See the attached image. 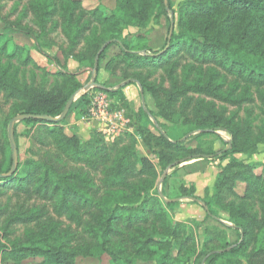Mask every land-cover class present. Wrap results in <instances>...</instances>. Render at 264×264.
Listing matches in <instances>:
<instances>
[{
    "label": "trees",
    "instance_id": "16d2710c",
    "mask_svg": "<svg viewBox=\"0 0 264 264\" xmlns=\"http://www.w3.org/2000/svg\"><path fill=\"white\" fill-rule=\"evenodd\" d=\"M2 1L0 0V4ZM72 3L80 4L77 0H72ZM50 13L42 12L43 15ZM169 13L174 16L176 14L173 0H168L167 4L166 0H116L114 9L99 4L91 12V16L103 26L107 47L100 55L97 71L106 59L108 50L117 45L122 52L118 65L162 69L173 66L170 69L172 75L180 66L178 58L181 59V54L186 53L196 62L223 69L244 83L264 86V0L183 1L178 10V31L174 30L170 46L162 54L157 52L150 55L147 50H141L123 39L124 27H147L152 18L159 19ZM76 30L71 38L75 45L84 38L85 28ZM67 31L71 34L70 29ZM4 44L1 51L5 53L10 50L11 58H20L23 64L31 62L29 51L11 41ZM105 44L97 46L91 58V67H94L97 55ZM55 62L58 64L57 61ZM63 77L64 81L51 91L40 86H23L11 78H1L0 96L21 102L22 110L17 115H47L56 118L62 114L69 100L77 95L78 99L73 103L67 117L74 113L76 119L81 120L88 112L89 92H83L84 85L76 73L66 71ZM214 80L215 75L208 86L185 83L179 85L180 82L175 81L174 91L168 93L163 89L146 85L139 79L129 80L128 84L139 83L145 96L164 93L168 108L174 111L179 102L182 106H191L194 98L189 96L190 93L226 100L218 94L217 87L214 88ZM118 84L104 85L109 89L105 92L111 97L122 96L124 99L123 90L117 88ZM146 108L147 111L141 108L140 115L134 122V128L142 138L149 134L158 146L168 151L159 164L161 169H166L170 165L175 166L177 162L188 157L215 158L220 154V151L213 147L207 149L208 151L202 150L201 147L195 150L187 149L186 142L181 141L182 137H172L165 124L158 120V115L156 116L149 109L147 103ZM152 116L156 118L168 139L158 133L160 131L152 125L150 121ZM67 117L60 123L37 119L21 122L26 126L38 127L42 137L41 145L55 148L57 156L65 157L67 162H59L54 158L27 159L23 162L19 156L20 162L16 173L10 178L0 179V195L12 192L18 198L26 196L28 200L38 198L49 201L55 204V211L59 216H67L80 225L83 223L84 214V217L89 218V222L85 228L87 236L78 238L81 244L80 252L99 258L105 256L109 258L108 264H139L140 262L264 264V214L261 217L254 214L250 204L251 200L258 201L264 207V168L261 173H255L252 167L231 157L217 178L216 199L223 203L225 198L222 197L224 195L222 191H224L227 196L234 197L239 203L230 209V221L240 233V242L237 246L227 251L228 247L232 246L227 240V233L219 227H206L202 250L196 253L195 260L193 262L191 258L180 260L174 255V251L178 252L177 256L181 254L185 256L190 253L193 246H197L198 243L201 245L198 235L194 233L201 224L192 221L191 223L196 225V228H192L188 222L175 221L167 208L174 212L176 202H163L157 192L153 194L146 191L142 194V189L133 183L143 176L151 178L158 176V167L147 157H140L137 153L133 142L134 136L129 133L111 144L105 143L99 136H95L94 140L83 142L76 133H67ZM150 124L155 128V132L158 131V135L151 132ZM196 130L201 131L200 136L214 133L211 131L214 128L209 132L197 127L186 131L184 136ZM16 132L17 125L15 139ZM232 136L234 141L237 140L235 134ZM260 139L264 140V133L260 135ZM16 143L19 150L17 139ZM184 151L192 153L174 159L176 153L182 155ZM237 151L239 152L234 146L221 157L233 155ZM5 155L8 163L5 170H0V174H5L11 169V145ZM70 163L76 166L71 168ZM90 170L97 175L95 179ZM96 181L98 185L95 184ZM240 185H243L241 193L238 192ZM181 191L182 194L174 197L165 192L163 194L168 200L198 198L194 189ZM205 204L210 212L207 218H210L211 214H214L213 206L210 202ZM153 215L161 223L160 231L148 230ZM39 220L40 216L37 213L11 215L7 208L0 206V226H4L12 233L18 225L31 226ZM219 226L225 227L223 224ZM75 240L64 236L62 232L51 230L34 242L23 245L17 243L6 247L0 237V257L17 261L18 264L27 259H41L37 264H74L78 256L71 249Z\"/></svg>",
    "mask_w": 264,
    "mask_h": 264
},
{
    "label": "rangeland",
    "instance_id": "374dc122",
    "mask_svg": "<svg viewBox=\"0 0 264 264\" xmlns=\"http://www.w3.org/2000/svg\"><path fill=\"white\" fill-rule=\"evenodd\" d=\"M77 1H79V5H74L72 0H3L1 2L0 79L11 78L23 86H40L51 91L64 81L63 74L67 71L76 73L84 87L91 83L94 68L91 67V58L95 54L97 46L105 44L107 38L103 26L92 18L91 12L99 4L105 5L108 9H114L116 0ZM183 1L185 0H173L176 10L175 16L169 13V15L166 14L159 19L152 18L147 27H124L123 39L131 42L133 46L141 48V50H147L150 55L164 51L172 18L175 25L174 30L178 31V10ZM40 10L52 13L43 15ZM79 28H85L84 38L75 45L71 38L77 31L76 29ZM68 29H70L71 34H68ZM8 41L29 51L31 62L23 64L22 59L10 57V50L5 53L1 51V47L5 46L4 43ZM181 56V59L177 57L180 60V66L171 75L170 69L173 66L162 69L150 66L129 67L127 64L118 65L122 52L119 46H112L108 50L101 68H99L96 83L101 86H115L119 83L117 85L119 86L127 82V86L121 88L124 91V99H122V96H108L113 109L125 112L126 117L131 121L132 131L124 133L114 141L108 140L107 136L101 134L99 130L94 131L84 139L79 134V126L74 120V113L70 114L69 118L67 117L66 127L68 134L76 133L83 142L90 139L94 140L95 136H99L104 139L105 143L111 144L120 138L126 137L129 133L132 134L134 136V147L140 157H147L158 167L156 178L143 176L133 181L142 189V194L146 191L153 194L161 191L174 197L182 194V189L186 191L195 190V195L198 198H180L176 201L177 205L174 212L167 208L171 218L175 221L188 222L192 228H196V225L191 223L192 221L201 224L199 228L193 229L194 233L198 235L201 245L198 243L197 246H193L190 253L185 256L183 254L177 256L178 252L174 251V255L180 260L191 258L193 262L196 253L202 250L206 227H219L227 233L229 245H232L228 247L229 250L240 242V233L230 221V209L232 206L239 205V203L234 197L227 196L224 191H222V194H224L222 197L225 200L223 203L219 202L215 195V184L231 157L243 161L252 167L255 173L262 172L264 168V140L260 139V135L264 133V86L258 87L244 83L223 69L196 62L192 56L190 57L186 53L181 54ZM213 75H215L214 88L217 87L218 94L226 100L190 93L189 96L194 98L191 106H182L179 102L177 109L172 111L167 106V97L164 93L160 95L147 94L145 96L149 109L156 116L158 115V120L165 124L172 137H182L181 141L186 142L187 149L195 150L201 147L202 150H207L213 147L215 150L220 151L218 157L215 158L198 157L190 159L188 157V159L177 162L175 166L170 165L166 169H161L159 164L168 151L158 146L149 134L142 138L135 132L134 122L139 117L143 105L140 87L136 84H128L129 80L139 79L144 81L146 85L163 89L168 93L174 91L175 81L180 82L179 85L185 83L187 85L208 86ZM95 91H100V89H90L88 91L90 97ZM83 92L87 93L84 89ZM21 110V102L8 100L3 95L0 96V170H5L8 163L5 153L7 148L10 147L9 123ZM150 121L156 127L155 122L158 121L154 116L150 118ZM154 127L150 124L151 132L158 135V131L155 132ZM197 127L204 128L206 129L204 131L209 132L211 128H214V130H211L214 133L210 132V135L200 136L201 131L196 130L184 136L186 131ZM37 130L38 127L26 126L21 122L17 124L16 139L19 144L21 161L54 158L59 162H67L65 157L57 156L55 148L41 145L40 129L38 132ZM233 134L238 137L235 141L233 140ZM230 142L232 143L231 147ZM234 146L239 152L221 157L224 153L231 151ZM191 153V151H184L181 153L182 155L176 153L174 159L191 155ZM227 157L228 159H226ZM69 166L74 168L76 165L70 163ZM166 171H168L167 176L162 180ZM90 173L94 179L97 177L93 170H90ZM95 184L98 185V182L96 181ZM242 191L243 185H240L238 192L241 193ZM159 198L165 202L160 195ZM193 199H198L204 203L210 202L215 216L211 214V217L207 218L208 213L204 207ZM250 204L254 214L259 217L264 214V207L261 203L251 200ZM0 206L7 208L11 215L37 213L40 216V220L31 226H16L13 233L6 230L4 226H0L1 242L6 247H11L12 244L17 243L23 245L24 243L34 242L44 233L56 230V232H62L66 237L76 239L73 241L71 248L72 251L78 254L74 264L109 263V258L105 256L99 258V256H90L82 251L80 252L81 244L78 238L87 236L85 228L89 222V218L84 217V214L83 223L80 225L75 221H71L67 216H59L55 211V204L49 201L38 198L28 200L26 196L18 198L12 192L0 195ZM219 224H223L225 227H221ZM148 230L149 232L161 230V223L155 215L151 217ZM39 262H41V259H27L19 264H37ZM0 264H18V262L1 256ZM139 264L155 263L140 262Z\"/></svg>",
    "mask_w": 264,
    "mask_h": 264
},
{
    "label": "water",
    "instance_id": "95a60500",
    "mask_svg": "<svg viewBox=\"0 0 264 264\" xmlns=\"http://www.w3.org/2000/svg\"><path fill=\"white\" fill-rule=\"evenodd\" d=\"M167 1V0H166ZM174 20L172 18V24H171V28H170V32H169V36H168V42H167V45L164 49V51L162 52H159V54H162L163 52L167 51L169 46H170V42H171V39H172V36H173V33H174ZM107 47V44H105L102 49L100 50V52L98 53L97 55V58H96V61H95V65H94V68H93V71H92V81L90 84L86 85L84 87V91L87 92L89 91L90 89L92 88H99L101 90H104V91H108L109 89L104 87V86H101V85H98L96 83V80H97V77H98V65H99V59H100V55L102 54V52L105 50V48ZM140 87V94H141V99H142V105H143V108L147 111V108H146V98H145V94H144V91L141 87V85L139 83H137ZM125 85H127V82L126 83H122L118 86V88H122L124 87ZM78 99V96L77 95H74L70 100L69 102L67 103L64 111L62 112V114L59 116V117H56V118H53L51 116H47V115H34V114H20V115H16L14 116L10 123H9V127H8V136H9V141H10V145H11V150H12V166H11V169L5 173V174H0V179H7V178H10L12 177L18 167H19V150H18V146H17V143H16V139H15V126L20 123V122H23V121H26V120H33V119H37V120H46V121H49L51 123H60L62 122L63 120L66 119V117L68 116L69 114V111L73 105L74 102H76V100ZM150 115V114H149ZM156 124V127L158 129V131H160V133L168 139V136L166 135V133L163 131V129L160 127V125L158 124V122H155ZM230 147L232 146V143L230 142L229 143ZM167 173L168 171L165 172V174L163 175V179H165V177L167 176ZM159 195L160 197L166 202V203H170V202H176L178 201L179 199H174V200H168L164 194L159 191ZM194 201H197L199 202L203 207L204 209L206 210V212L209 214V208L207 207V205L203 202V201H200L198 199H193ZM229 250V249H228ZM222 251H219V253H221Z\"/></svg>",
    "mask_w": 264,
    "mask_h": 264
},
{
    "label": "built area",
    "instance_id": "2783aa9c",
    "mask_svg": "<svg viewBox=\"0 0 264 264\" xmlns=\"http://www.w3.org/2000/svg\"><path fill=\"white\" fill-rule=\"evenodd\" d=\"M90 120L99 123V132L110 141L132 131L131 121L125 112L113 109L108 94L102 90L91 94L87 115L81 118V121Z\"/></svg>",
    "mask_w": 264,
    "mask_h": 264
},
{
    "label": "crops",
    "instance_id": "0c3cea01",
    "mask_svg": "<svg viewBox=\"0 0 264 264\" xmlns=\"http://www.w3.org/2000/svg\"><path fill=\"white\" fill-rule=\"evenodd\" d=\"M133 83L136 84V85H138L136 82H133ZM125 86H127V85H125ZM74 118H75L74 119L75 122H77V124L79 126V134H81V136L84 139H86L87 137H89L91 135V133H93L94 131L99 130L100 125H99V123L97 121H91V120L90 121H81V120L76 119V116Z\"/></svg>",
    "mask_w": 264,
    "mask_h": 264
},
{
    "label": "bare ground",
    "instance_id": "6f19581e",
    "mask_svg": "<svg viewBox=\"0 0 264 264\" xmlns=\"http://www.w3.org/2000/svg\"><path fill=\"white\" fill-rule=\"evenodd\" d=\"M84 89V88H83ZM88 92V91H87Z\"/></svg>",
    "mask_w": 264,
    "mask_h": 264
}]
</instances>
